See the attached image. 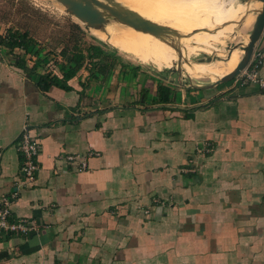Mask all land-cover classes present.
<instances>
[{"label": "crops", "instance_id": "obj_1", "mask_svg": "<svg viewBox=\"0 0 264 264\" xmlns=\"http://www.w3.org/2000/svg\"><path fill=\"white\" fill-rule=\"evenodd\" d=\"M95 47L106 57L46 84L0 53V199L18 191L12 218L33 224L0 235V264H264V90L144 76Z\"/></svg>", "mask_w": 264, "mask_h": 264}, {"label": "rangeland", "instance_id": "obj_2", "mask_svg": "<svg viewBox=\"0 0 264 264\" xmlns=\"http://www.w3.org/2000/svg\"><path fill=\"white\" fill-rule=\"evenodd\" d=\"M100 1L116 8L113 0ZM127 1L144 13L142 19L181 31L184 36L181 41L176 35L166 37L177 53L155 38L149 42L140 37L130 38L131 27L122 22L123 26H117L118 20L109 15L105 25L87 28L58 0H0V53L31 66L39 62L38 69L29 68L34 70L32 74L67 78L76 60L83 56L87 63L93 52L91 48L101 45L120 61L143 70L144 76L207 86L216 79L193 76L210 74V65L226 62L234 51L241 53V61L245 55L242 44L250 37L256 21L251 18L250 7L259 3L246 5L253 0ZM18 35L34 43L30 51L20 48L10 51L7 44L12 39L16 43L24 39Z\"/></svg>", "mask_w": 264, "mask_h": 264}, {"label": "water", "instance_id": "obj_3", "mask_svg": "<svg viewBox=\"0 0 264 264\" xmlns=\"http://www.w3.org/2000/svg\"><path fill=\"white\" fill-rule=\"evenodd\" d=\"M63 4L67 10L86 24L87 28H99L105 25L106 15H109L116 20L143 32H148L154 35H160L163 33L175 35L173 30L169 28L159 26L158 24L144 20L134 13L117 9L109 4H104L100 0H58ZM111 3L112 0H105ZM263 3L262 9L259 11L253 30L250 35V41L248 45L242 47L244 56L234 71L230 74L220 78L217 82L224 83L235 79L249 64L254 50L261 40L264 33V0H257ZM107 11V12H105Z\"/></svg>", "mask_w": 264, "mask_h": 264}, {"label": "built area", "instance_id": "obj_4", "mask_svg": "<svg viewBox=\"0 0 264 264\" xmlns=\"http://www.w3.org/2000/svg\"><path fill=\"white\" fill-rule=\"evenodd\" d=\"M263 65V52L258 50L256 46L248 66L236 77V81L241 85L257 84L264 90ZM18 150L23 160L22 172L24 183H31L35 180L39 170L37 157L41 152V147L26 128L19 140ZM67 159L72 164H76L79 161L78 156H68ZM79 164V170H84L87 167L84 161ZM17 198L18 191H14L11 195L3 196L0 199V235H23L33 230V224L31 222L25 219L12 218L11 205Z\"/></svg>", "mask_w": 264, "mask_h": 264}, {"label": "bare ground", "instance_id": "obj_5", "mask_svg": "<svg viewBox=\"0 0 264 264\" xmlns=\"http://www.w3.org/2000/svg\"><path fill=\"white\" fill-rule=\"evenodd\" d=\"M113 1L116 2L115 5H116V8L117 9H122V10H126V11H129V12H132V13H134L136 16H138L140 18H142L144 16V13H142V12L138 11L137 9H135L127 0H113ZM253 2H260V1H252V2L247 3L246 5H250ZM111 6H113V5L111 4ZM250 8H251V14H252L253 12H256V11L259 10V5L256 4L254 6H251ZM115 24L117 26H119V27L123 26L120 21H118V22L116 21ZM184 33H186V31H184ZM174 34L177 37H179L180 41L184 37L183 34L181 33V31H176ZM167 36H172V34L170 35V34H167V33H163V34H160V35H154V34H151V33H148V32H143L141 30H135L134 32H131V34H129V37L132 38V39H134V40H135V38L140 37L143 41H148L149 42L150 39L155 38L160 43L162 42V43L169 44V46L172 48V51L175 53L176 50L172 47V44L169 43V40L166 38ZM247 43H248V39L243 44V46L247 45ZM241 51L244 53L243 50H241ZM240 57H241V53L240 52H237V51H234V52H232L230 58L226 62H217L215 64L210 65L208 67V72H210L211 74H213L215 76H222V75L227 74V73L230 74L231 73L230 71H232L234 69L235 65L240 60Z\"/></svg>", "mask_w": 264, "mask_h": 264}, {"label": "trees", "instance_id": "obj_6", "mask_svg": "<svg viewBox=\"0 0 264 264\" xmlns=\"http://www.w3.org/2000/svg\"><path fill=\"white\" fill-rule=\"evenodd\" d=\"M19 36V38H24L23 40H21V41H19V43H16L13 39L11 40V42L10 43H8L7 44V46L9 47V49H10V51H13L15 48H20V49H22V50H24L25 52L26 51H30L31 49H32V47L34 46V43L33 42H31L30 41V39L29 40H27V39H25L26 37L24 36V35H22V37L20 36V35H18ZM163 44H165V45H169V44H167V43H163ZM92 49V51L93 52H91L90 53V55H89V60H90V62L91 61H100L101 60V58L103 57V56H105V53L102 51V49H99V48H97V47H92L91 48ZM106 57V56H105ZM20 64H19V66H21V67H24V64H25V62L23 61V60H20ZM96 63V62H95ZM39 65H40V63L39 62H35V64H34V66H33V69H38L39 68ZM85 65V63H84V57L83 56H81L78 60H76V62H75V67H74V69H73V72H72V74L70 75V76H68L67 78H63V79H61L62 80V82L63 81H67L68 80V78H70L71 76H73L74 74H76L78 71H80L81 69H82V67ZM42 79H41V82H43L44 84H46V83H48V80H49V77H48V75H46V76H42L41 77ZM58 77H53L51 80H50V84L51 85H56V84H58L59 83V81H61ZM60 85V84H59ZM166 91H162V93L164 94ZM167 95V94H166ZM166 95L164 94V95H162L164 98H166Z\"/></svg>", "mask_w": 264, "mask_h": 264}]
</instances>
